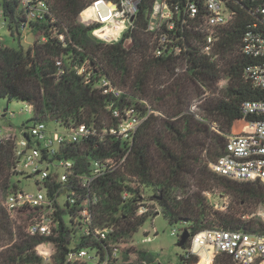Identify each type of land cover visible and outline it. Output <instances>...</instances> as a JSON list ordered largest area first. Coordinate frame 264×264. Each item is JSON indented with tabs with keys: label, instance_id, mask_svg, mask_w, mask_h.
<instances>
[{
	"label": "trees",
	"instance_id": "trees-1",
	"mask_svg": "<svg viewBox=\"0 0 264 264\" xmlns=\"http://www.w3.org/2000/svg\"><path fill=\"white\" fill-rule=\"evenodd\" d=\"M98 0H52L57 34L66 36V47L58 41L49 26L26 23L17 5L0 0L5 27L11 39L20 41V31L45 35V44H35L26 51L0 50V99L19 102L31 111L32 124L65 122L68 119L85 124H111L105 110L106 99L81 85L72 66L88 59L95 76H106L129 94L130 100H144L159 115L149 116L130 143L119 140L93 148L86 145L78 154L92 159H112L122 164L99 183L101 202L95 210L100 227L114 225L116 236L133 238L152 216L135 217L138 201L153 199L168 225L181 223L190 238L202 231L243 230L264 234L258 219L247 220L240 212L248 205H264V186L237 183L213 173L209 163L224 154L226 137L238 133L240 106L245 101L264 100V89L254 88L244 77L255 60L245 57L241 43L247 33L264 37V0H229L226 8L232 19L219 32L212 62L200 53L198 43L203 34L192 30L188 38L182 33L186 61L156 59L151 55V38L145 31V16L153 0H141L137 12V29L132 33L129 49L122 42L107 44L92 35L93 28L78 24L79 14ZM116 1V0H106ZM186 0H168L185 5ZM199 14H202L199 12ZM64 70L55 78L56 61ZM226 87L217 101L209 100L221 81ZM207 97V98H206ZM203 100V101H202ZM196 101H201L195 106ZM195 106L198 112L192 111ZM5 116V115H4ZM215 124L221 134L212 130ZM20 129H28L27 123ZM237 129V130H236ZM16 134L0 136V264H39L35 247L42 239L27 234V215L8 219L2 208V197L13 191V150ZM127 191L129 199L123 200ZM229 196L233 205L226 212L209 209L205 193ZM142 194L144 195L142 198ZM196 249V248H195ZM65 249L61 252L62 258ZM201 259V258H200ZM211 260V257H210ZM181 264H196V256H181ZM198 264H202L199 260ZM212 264H233L226 254L213 258Z\"/></svg>",
	"mask_w": 264,
	"mask_h": 264
},
{
	"label": "built area",
	"instance_id": "built-area-1",
	"mask_svg": "<svg viewBox=\"0 0 264 264\" xmlns=\"http://www.w3.org/2000/svg\"><path fill=\"white\" fill-rule=\"evenodd\" d=\"M5 1L17 5L26 23L51 27L50 31L66 47V36L56 33L58 28L55 26L52 0ZM140 1H95L79 14L77 22L83 27L93 28L92 35L98 40L107 44L122 42V46L129 49L132 33L137 29ZM226 1L229 0H186L181 7L169 4L168 0H153L145 16V31L151 38L152 57L186 61L181 35L183 32L191 35L194 30L203 34L202 41L198 43L200 53L216 62L218 34L232 19ZM2 10L0 4V50L7 48L1 32V28L5 27ZM47 41L45 35L35 36L31 46ZM241 52L255 60L254 65L245 69L244 77L254 88L264 89V37L258 33H247L242 39ZM56 66L55 78L58 79L64 72L61 60L56 61ZM72 70L82 86L106 99L105 110L113 123L95 125L77 123L72 119L57 121L52 124L54 132L58 133L56 141L44 121H36L28 129H19L13 150L15 165L12 173L27 177L25 169L28 170L27 178H36V191L19 189L15 185L13 191L2 197L1 205L10 221L17 214L27 215V234L42 239L35 247L39 264H118L122 253L135 250L137 244L133 238L124 240L116 236L114 225H97L95 210L101 202L99 183L123 160L117 163L112 159L94 160L88 154L81 156L78 153L86 145L98 148L112 140L130 143L145 120L159 113L144 100H130L126 90L108 77L95 76L88 59L74 63ZM24 112L31 114L27 107ZM5 115L12 119L15 113ZM240 116L236 126L242 124V127L238 133L226 137L224 154L209 163V169L230 181L264 186V100L243 102ZM211 128L221 134L214 123ZM204 195L210 210H228L226 202L219 204L222 198H216L209 192ZM129 197L127 191L122 193L123 200ZM153 214H157L155 217L160 215L155 200L138 201L135 217ZM251 217L264 224V205ZM153 234L145 231L142 244L152 242L156 232L153 231ZM171 235H180L179 230L173 229ZM196 240L199 244L197 249ZM208 248L211 249L210 257L226 254L233 264H264V234L243 230L202 231L192 238L185 257L198 256L200 259L203 250ZM64 249L66 251L61 258Z\"/></svg>",
	"mask_w": 264,
	"mask_h": 264
},
{
	"label": "rangeland",
	"instance_id": "rangeland-1",
	"mask_svg": "<svg viewBox=\"0 0 264 264\" xmlns=\"http://www.w3.org/2000/svg\"><path fill=\"white\" fill-rule=\"evenodd\" d=\"M1 32L5 39V46L9 49L14 50H20L23 49V51H26L35 40V35L29 30H21L20 31V41L19 40H12L9 31L6 27L1 28ZM226 80H223L219 83L218 89L214 91V94H208L207 97L209 100L217 101L224 91L226 87ZM206 97V98H207ZM203 101V100H202ZM201 101H196L195 106H197ZM192 107V111L198 112L197 108ZM7 108V112H14L15 116L12 119H9L6 115L3 116V110ZM25 105L19 102H10L6 99H0V136H3L8 131H13L17 136L19 134V129L21 126L25 123H27V127L32 125L31 122H28L31 118L30 114L25 111ZM242 124L236 126V128L239 130ZM48 127L50 131H52V137L53 140L56 141L58 137V133L54 132V127L51 123L48 124ZM236 129V130H237ZM58 132H61L60 129H58ZM26 176L28 177L29 171L26 170ZM22 177V176H14L13 177V183L19 188V189H27L29 191L35 192L36 186H35V180L34 177ZM216 198H222V202L219 200V204H223V202H226L228 204V207L230 208L231 205H233L232 199L229 196H218L214 195ZM261 205H248L247 208H243L240 210V212L245 211V214L241 217L242 219L247 220L250 219H256L251 217V215L256 212V210ZM3 208V207H2ZM4 210V209H3ZM5 211V210H4ZM6 213V212H5ZM263 224V223H262ZM183 224L178 223L174 225H168V222L166 219L160 214L156 217H154L151 220L146 221L143 226L138 230V232L134 235L133 241L137 244L136 249L132 250L130 252H123L121 259L118 264H142L144 261L147 262V264H181L180 263V257L185 256V251L183 250V246L179 244V237L182 234L181 229L183 228ZM173 229L179 230L178 236H172L171 231ZM145 231H149L151 235L153 236V231L156 232V237H154V240L148 244H142L143 239V233ZM181 231V232H180ZM192 241V240H191ZM3 248L0 247V251ZM210 248L203 250L201 253V259L202 264H212L213 258L215 256H211V260L209 257ZM202 255L204 257H202ZM197 263L199 260L198 256ZM209 258V260H208Z\"/></svg>",
	"mask_w": 264,
	"mask_h": 264
},
{
	"label": "water",
	"instance_id": "water-1",
	"mask_svg": "<svg viewBox=\"0 0 264 264\" xmlns=\"http://www.w3.org/2000/svg\"><path fill=\"white\" fill-rule=\"evenodd\" d=\"M6 112H7V108L3 110V116L5 115ZM189 238H190L189 232L187 230H183L182 234L179 237V244H181L184 247L186 242L189 240Z\"/></svg>",
	"mask_w": 264,
	"mask_h": 264
},
{
	"label": "bare ground",
	"instance_id": "bare-ground-1",
	"mask_svg": "<svg viewBox=\"0 0 264 264\" xmlns=\"http://www.w3.org/2000/svg\"><path fill=\"white\" fill-rule=\"evenodd\" d=\"M109 34V33H108ZM105 35H107V33H105ZM198 246H199V244H198V240H196V242H195V248L197 249L198 248ZM210 250V253H211V249H209ZM210 253H209V257H210ZM202 257H204L203 255H202ZM208 260H209V258H208ZM210 264V263H209Z\"/></svg>",
	"mask_w": 264,
	"mask_h": 264
}]
</instances>
